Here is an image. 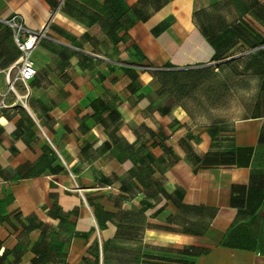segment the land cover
Masks as SVG:
<instances>
[{"label":"crops","instance_id":"1","mask_svg":"<svg viewBox=\"0 0 264 264\" xmlns=\"http://www.w3.org/2000/svg\"><path fill=\"white\" fill-rule=\"evenodd\" d=\"M198 1L0 0V264H264V63Z\"/></svg>","mask_w":264,"mask_h":264},{"label":"rangeland","instance_id":"2","mask_svg":"<svg viewBox=\"0 0 264 264\" xmlns=\"http://www.w3.org/2000/svg\"><path fill=\"white\" fill-rule=\"evenodd\" d=\"M197 3V8H201L199 14L205 17L207 26L217 35L222 44V62H246L249 57H256L250 58V62H264V56L257 55L259 49L256 47V44L264 43V38L254 39L252 30L254 28L264 34V23H248L251 28H247L246 25L242 27L237 23V20L242 17L246 20H250L248 18L251 17L264 20V0H199ZM203 5L205 9L202 8ZM242 39L247 40L244 47L239 43ZM193 40V38H187L182 41L191 43L194 42ZM243 49L248 53L243 55Z\"/></svg>","mask_w":264,"mask_h":264},{"label":"built area","instance_id":"3","mask_svg":"<svg viewBox=\"0 0 264 264\" xmlns=\"http://www.w3.org/2000/svg\"><path fill=\"white\" fill-rule=\"evenodd\" d=\"M16 19L17 16H13L7 21L10 26L15 28L14 39L21 53L17 73L12 80H10V78L8 79L10 89L13 88L15 82H21L28 88L29 82L38 75V71L32 59V54L41 36H43L42 32L27 29L22 24L18 23ZM4 107L5 105L0 103V110Z\"/></svg>","mask_w":264,"mask_h":264},{"label":"trees","instance_id":"4","mask_svg":"<svg viewBox=\"0 0 264 264\" xmlns=\"http://www.w3.org/2000/svg\"><path fill=\"white\" fill-rule=\"evenodd\" d=\"M201 34L203 35V37L211 44V46L215 49V54L213 56L212 61L214 62H218V61H222L221 58V45L218 46V48H215L214 43L212 41V39L210 37H208L207 35H205L201 30H200ZM256 47H258V56H264V43H262V45L256 44ZM257 49V48H256ZM263 51V52H262ZM257 56V57H258ZM256 58V57H255ZM255 58H251V59H255ZM254 63H259V62H255V61H251ZM264 63V62H263ZM262 64V63H261Z\"/></svg>","mask_w":264,"mask_h":264}]
</instances>
